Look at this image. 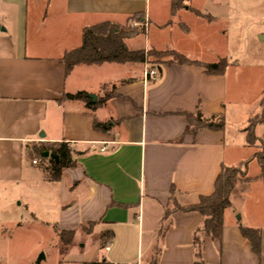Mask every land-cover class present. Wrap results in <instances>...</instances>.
Returning <instances> with one entry per match:
<instances>
[{"label":"crops","instance_id":"1","mask_svg":"<svg viewBox=\"0 0 264 264\" xmlns=\"http://www.w3.org/2000/svg\"><path fill=\"white\" fill-rule=\"evenodd\" d=\"M247 1L0 0V264H16L10 248L13 232L25 226V216L16 215L20 207H31L37 224L75 234L70 264H195L198 215L173 212L159 237L165 210H171L170 189L178 207L194 206L213 193L221 167L241 165L247 181L229 195L220 239L204 240L202 263L264 264V180L244 133L259 107L233 130L242 140L224 145L228 79L238 71L228 61L234 42L228 30L244 23ZM138 16L139 32L124 41L127 51L170 52L200 65L225 61L223 74L209 77L201 68L160 62L150 66L157 73L151 84L142 72L122 79L121 67L113 65L65 75L62 57L80 48L83 30ZM115 80L113 95L101 100L103 86ZM77 93L96 99L92 104L104 102L90 112L61 100ZM241 98L235 87L233 99ZM197 109L204 117L223 115L224 131L185 136L186 117ZM95 122L106 125L104 133L93 131ZM57 145H66L74 166L49 184L42 175L47 162L33 148L46 147L52 155ZM88 224L94 233L82 246L76 233ZM240 229L259 231V258ZM105 232L113 237L100 252L94 238Z\"/></svg>","mask_w":264,"mask_h":264},{"label":"trees","instance_id":"2","mask_svg":"<svg viewBox=\"0 0 264 264\" xmlns=\"http://www.w3.org/2000/svg\"><path fill=\"white\" fill-rule=\"evenodd\" d=\"M143 16L134 17L136 22H139ZM132 34H127L121 31L118 26L113 24H102L82 31L80 48L70 51L63 55L62 64L65 75H68L74 68L77 67H101L104 65H143L144 52H129L124 46V41L129 39ZM175 61V65L179 67L201 68L204 70L206 76H220L223 74L225 65L216 63L213 65H200L196 62H191L186 58L171 54ZM126 84V83H123ZM65 102H78L84 105L85 110L94 112L104 101H97L92 104L84 93H77L75 95H64L61 98ZM261 123L258 126L264 127V98L259 103V113ZM257 115V116H258ZM187 126L185 128V136L195 138L196 135L203 131L211 133H222L225 128V119L223 115H215L211 117H204L197 109L195 115L186 117ZM250 124V123H248ZM106 125L98 123L93 124V131L104 133ZM251 134L246 136V147L252 149V143L255 142ZM46 147L33 148L36 155H40L48 150ZM49 152L58 158V164L52 161L41 160L46 163L42 168L43 180L46 183H57L62 178L63 173L73 168L74 164L69 163L70 155L66 145L54 146ZM261 155L255 154L253 160L256 162L259 169V179L264 180V146L260 147ZM244 167V166H243ZM236 168L229 169L221 167L220 173L214 183L213 193L209 197H202L197 204L187 208H180L174 203L173 189H170L171 210H165L164 218L159 225V237H163L166 231L170 228V217L173 212H179L184 215L195 214L201 219L200 226L194 231L192 235V250L195 264H203V242L208 239L211 241L219 240L223 229V214L229 209V195L237 183ZM87 226H94L88 224ZM240 236L251 249L253 255L257 258L260 256V233L259 231H252L247 229L239 230ZM74 233L61 232L58 235L61 246H68L72 242ZM113 235L111 233H101L94 238L95 242L100 243L99 249L102 250L111 241ZM89 264H99L93 262Z\"/></svg>","mask_w":264,"mask_h":264},{"label":"rangeland","instance_id":"3","mask_svg":"<svg viewBox=\"0 0 264 264\" xmlns=\"http://www.w3.org/2000/svg\"><path fill=\"white\" fill-rule=\"evenodd\" d=\"M247 2L242 15L244 23L231 24L228 30L229 37L234 40L231 47L233 53L229 56L228 61L235 64V66L238 67V71L230 73V79H228V101L225 105V117L228 122L224 140L226 148L231 145H237L242 140L241 136H232L235 131L234 129L245 124L247 118L255 113L257 107H259L258 104L264 98V0H248ZM137 25L135 19H128L117 26L121 31L134 35L139 32L140 27ZM236 25H239V29H235ZM144 54L143 65H113L114 67H121L120 69L117 68V71L121 72L123 76L122 79H125V76H130V74H136L138 72L144 74L145 69L146 71H151L150 66L160 62L175 63L171 56L172 53L170 52H144ZM218 63L222 66L225 65V61H219ZM146 64L149 67L144 69ZM89 81L91 82L90 79ZM117 84H119V82L115 80L112 85L103 86L99 93V98L105 100L111 97L118 87ZM235 87H239L241 90L242 98L240 101L233 99ZM243 98H245V100ZM257 115L248 122L250 124H247L244 133L246 137L251 134V130L254 128L253 136L255 142L252 143L251 151L254 155H261L260 147L264 146L261 141V139L264 138V127L258 126L257 123H261V117ZM37 156L39 157V155ZM243 166L244 165H241L236 168L238 172L236 185L247 181V171ZM29 195L30 194H26V197ZM259 201V197L254 196L253 204H259ZM15 211L17 216H25V226L23 230L16 233L13 232V235H11V242L15 241V243L11 246L10 250L12 254L14 251V260H16V264H37L40 256L44 258L40 264H70L69 258L73 255L75 249L78 248L74 246L75 242L73 240L75 234L73 235L70 245L65 247L61 246V242L58 238L61 232L51 227L46 228L31 220L32 218L29 212L35 215V213L31 211V207L28 212L26 209L24 212L23 207ZM93 233V227L86 225L79 229L76 233V238H81L80 243H83L81 245L85 246V243L88 242L86 238ZM99 251L102 252L103 249H99ZM101 256H104V253H102Z\"/></svg>","mask_w":264,"mask_h":264},{"label":"built area","instance_id":"4","mask_svg":"<svg viewBox=\"0 0 264 264\" xmlns=\"http://www.w3.org/2000/svg\"><path fill=\"white\" fill-rule=\"evenodd\" d=\"M157 80V73L155 71H146L144 72L143 74V82L145 84H151V83H154L155 81ZM105 149H103L101 152H104ZM37 162L36 161H33L32 162V165H36Z\"/></svg>","mask_w":264,"mask_h":264},{"label":"water","instance_id":"5","mask_svg":"<svg viewBox=\"0 0 264 264\" xmlns=\"http://www.w3.org/2000/svg\"><path fill=\"white\" fill-rule=\"evenodd\" d=\"M90 100L92 102H95L94 98L90 97ZM39 138L43 139V136L40 135ZM41 159L42 160H49V161L54 162L55 164H58V158L56 156L49 155L48 153H45V152L41 154ZM43 260H44L43 256H40V258L37 261V264H40V262L43 261Z\"/></svg>","mask_w":264,"mask_h":264}]
</instances>
